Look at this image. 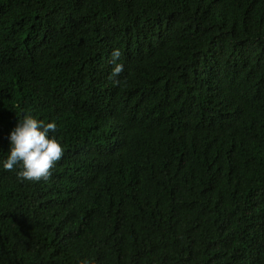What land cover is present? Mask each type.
Listing matches in <instances>:
<instances>
[{
	"label": "trees",
	"instance_id": "1",
	"mask_svg": "<svg viewBox=\"0 0 264 264\" xmlns=\"http://www.w3.org/2000/svg\"><path fill=\"white\" fill-rule=\"evenodd\" d=\"M25 114L63 155L0 168V264H264V0H0V159Z\"/></svg>",
	"mask_w": 264,
	"mask_h": 264
},
{
	"label": "clouds",
	"instance_id": "2",
	"mask_svg": "<svg viewBox=\"0 0 264 264\" xmlns=\"http://www.w3.org/2000/svg\"><path fill=\"white\" fill-rule=\"evenodd\" d=\"M120 56V50L113 48L109 60L113 65L110 72L113 80L124 70L123 64L118 62ZM56 130L55 121L45 122L30 114L23 115L7 135V154L0 159V168L14 171L22 181L46 180L63 155V146L55 135ZM78 264H88V261L80 260Z\"/></svg>",
	"mask_w": 264,
	"mask_h": 264
}]
</instances>
